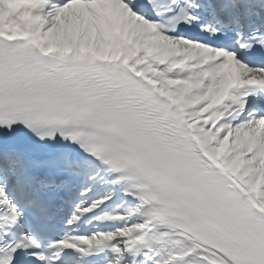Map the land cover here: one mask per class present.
Returning a JSON list of instances; mask_svg holds the SVG:
<instances>
[{"label":"snow or ice","instance_id":"6c2138e0","mask_svg":"<svg viewBox=\"0 0 264 264\" xmlns=\"http://www.w3.org/2000/svg\"><path fill=\"white\" fill-rule=\"evenodd\" d=\"M0 264H264V0H0Z\"/></svg>","mask_w":264,"mask_h":264}]
</instances>
